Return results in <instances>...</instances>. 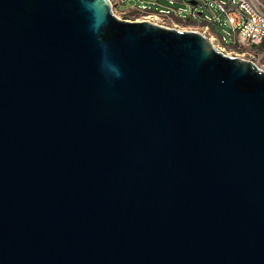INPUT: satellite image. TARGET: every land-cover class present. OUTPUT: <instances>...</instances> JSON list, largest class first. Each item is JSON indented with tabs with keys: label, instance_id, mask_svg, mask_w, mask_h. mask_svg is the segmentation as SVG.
<instances>
[{
	"label": "water",
	"instance_id": "1",
	"mask_svg": "<svg viewBox=\"0 0 264 264\" xmlns=\"http://www.w3.org/2000/svg\"><path fill=\"white\" fill-rule=\"evenodd\" d=\"M0 264H264V71L107 0H0Z\"/></svg>",
	"mask_w": 264,
	"mask_h": 264
},
{
	"label": "built area",
	"instance_id": "2",
	"mask_svg": "<svg viewBox=\"0 0 264 264\" xmlns=\"http://www.w3.org/2000/svg\"><path fill=\"white\" fill-rule=\"evenodd\" d=\"M116 1L122 4L124 0ZM133 1L151 2L159 6L156 11L138 4L129 7L133 11L144 13L140 20L169 28H177L178 22L185 27L177 29L198 32L211 41H217L222 45L221 49L230 47L239 51L249 50L264 40L262 0H167L168 6L159 5L157 0ZM174 3L180 5L173 7ZM167 23H171L172 27ZM213 26L219 28L220 34L211 33Z\"/></svg>",
	"mask_w": 264,
	"mask_h": 264
},
{
	"label": "rangeland",
	"instance_id": "3",
	"mask_svg": "<svg viewBox=\"0 0 264 264\" xmlns=\"http://www.w3.org/2000/svg\"><path fill=\"white\" fill-rule=\"evenodd\" d=\"M264 2V0H262ZM111 12L120 19H126V20H140L143 17L144 13H139L136 11H133L129 7L138 4V5H143L144 7L149 8L152 11H156L158 9V5L156 4H151V2H134L133 0H124L122 4H119L116 0H108ZM157 3L162 6H168L169 4L167 3V0H157ZM180 5L179 3H174L172 6H178ZM158 23L160 21H157ZM167 25H171V23H167ZM177 28H182L185 27L183 24H180L177 22L176 25ZM211 33L215 34H220V30L218 27L213 26L211 29ZM213 45L218 49L219 51L223 52L226 55L230 56H237L246 60H249L253 62L259 69L264 71V46L261 44L258 46H255L251 49H243V51H239L236 49H231L230 47H223L221 49L222 45L219 44L217 41L212 40L211 41Z\"/></svg>",
	"mask_w": 264,
	"mask_h": 264
},
{
	"label": "bare ground",
	"instance_id": "4",
	"mask_svg": "<svg viewBox=\"0 0 264 264\" xmlns=\"http://www.w3.org/2000/svg\"><path fill=\"white\" fill-rule=\"evenodd\" d=\"M113 13V12H112ZM114 15V14H113ZM150 22V21H149ZM209 40V42L211 43V44H213L212 42H211V40L210 39H208ZM214 46V45H213ZM215 47V46H214ZM216 48V47H215ZM218 50V49H217ZM219 51V50H218ZM221 52V51H220Z\"/></svg>",
	"mask_w": 264,
	"mask_h": 264
},
{
	"label": "crops",
	"instance_id": "5",
	"mask_svg": "<svg viewBox=\"0 0 264 264\" xmlns=\"http://www.w3.org/2000/svg\"><path fill=\"white\" fill-rule=\"evenodd\" d=\"M260 44H261L262 46H264V40H263V42H262V43H260ZM260 44H259V45H260Z\"/></svg>",
	"mask_w": 264,
	"mask_h": 264
}]
</instances>
